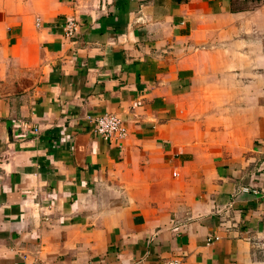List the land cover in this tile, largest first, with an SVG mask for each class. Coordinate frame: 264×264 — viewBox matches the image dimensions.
Wrapping results in <instances>:
<instances>
[{"label": "crops", "instance_id": "0c3cea01", "mask_svg": "<svg viewBox=\"0 0 264 264\" xmlns=\"http://www.w3.org/2000/svg\"><path fill=\"white\" fill-rule=\"evenodd\" d=\"M172 260L264 264V0H0V264Z\"/></svg>", "mask_w": 264, "mask_h": 264}, {"label": "built area", "instance_id": "2783aa9c", "mask_svg": "<svg viewBox=\"0 0 264 264\" xmlns=\"http://www.w3.org/2000/svg\"><path fill=\"white\" fill-rule=\"evenodd\" d=\"M66 33L69 36L74 35L77 24L74 19L67 20L65 24ZM88 120L93 124L94 130L98 135L108 141H120L127 136V129L122 120L115 114L106 113L97 115L96 117H88ZM27 126L28 123H22ZM34 132L38 131V127H33ZM218 237H215L217 239ZM164 264H181L179 260H172Z\"/></svg>", "mask_w": 264, "mask_h": 264}]
</instances>
